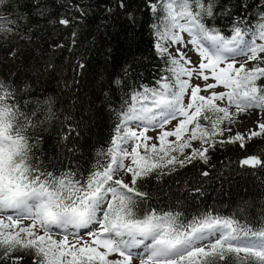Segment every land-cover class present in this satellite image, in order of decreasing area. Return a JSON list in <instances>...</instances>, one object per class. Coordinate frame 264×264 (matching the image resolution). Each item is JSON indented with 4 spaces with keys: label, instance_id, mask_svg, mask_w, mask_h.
I'll use <instances>...</instances> for the list:
<instances>
[{
    "label": "snow or ice",
    "instance_id": "snow-or-ice-1",
    "mask_svg": "<svg viewBox=\"0 0 264 264\" xmlns=\"http://www.w3.org/2000/svg\"><path fill=\"white\" fill-rule=\"evenodd\" d=\"M95 7L105 28L120 23L130 39L148 17L163 69L143 83L133 57L119 76L95 73L99 92L91 103L100 101L96 113L107 109L114 124L108 146L84 175L80 141L92 108L77 119L61 110L69 103L62 94L41 98L32 86L43 87L44 77L55 74L58 52L78 45L80 29L96 15L93 5L0 0V49L7 44L12 60L35 61L25 74L31 83L19 75L0 78V264H264V208L251 219L209 210L184 222L182 212L153 207L143 190L149 178L197 163L214 169L217 150H243L264 137V0H256L255 15L247 0H98ZM57 26L69 30L64 43L52 39ZM97 55L105 69L114 63L111 48L98 46ZM90 68L80 55L75 85ZM120 90L124 97L114 108ZM242 115L254 116V127L233 132ZM54 123L46 151L44 133ZM239 166L264 170V149L245 154ZM191 191L203 195L200 187Z\"/></svg>",
    "mask_w": 264,
    "mask_h": 264
},
{
    "label": "trees",
    "instance_id": "trees-1",
    "mask_svg": "<svg viewBox=\"0 0 264 264\" xmlns=\"http://www.w3.org/2000/svg\"><path fill=\"white\" fill-rule=\"evenodd\" d=\"M70 3L71 0H68ZM81 3L93 5L96 15L87 20L86 27L80 29L82 35L78 38V45L71 52L61 50L55 55L56 64L55 74L45 76V84L41 87L39 81L32 86L33 90L40 89L38 95L43 98L44 93H59L63 95L68 104H61V110L69 108L70 114L77 119L88 117L89 108H92V119L87 121L88 127L82 133L81 144L83 151L82 159L79 161L80 171L87 175V171L94 167L97 162V153L108 146L111 139L114 120L110 117L107 109L96 113L95 108L99 107L100 101H96L95 107L92 101L96 100V93L99 88L93 83L94 75L97 71L105 72L102 79H107L108 73L120 75L121 65L132 62L133 57L140 64V70L143 73V83H151L159 76L155 69H163V62L159 60L153 52L151 42L153 37L150 35L148 25L152 22L148 17H143L147 23L138 27L135 38L130 39L127 31L121 27L120 23L109 21L112 27L105 28L106 23L103 19L104 13L95 7L98 0H80ZM238 3V0H232ZM250 5V11L255 15L259 10L255 7L256 0H247ZM239 14V9H234ZM220 23L219 20L216 21ZM130 31V30H128ZM52 39L64 43L69 39V30L56 27ZM108 47L112 49L114 63L108 65L107 69L97 55V48ZM9 45L5 44L4 49H0V78L8 77L9 80H16L17 75L21 81L27 80L31 83L26 73H30L31 65L35 61H26L23 57L19 60H12L6 51ZM48 55H51L49 52ZM80 55L85 56V62L91 63L89 74L84 75L79 86L74 84L76 77L74 72L75 63ZM35 75V73H31ZM141 81H130V83ZM68 87H65V85ZM23 86V83L20 85ZM107 91V90H106ZM124 91L115 93L114 108L118 107L120 100L116 97H124ZM28 98V97H26ZM68 114V113H65ZM58 125L53 126L44 133L46 137L45 150L51 148L54 143ZM264 149V137L254 138L248 142L245 149H240L237 145H227L223 150H217L212 158L214 169L208 168L200 163L195 166H187L179 169L171 176H164L162 180H156L154 177L145 181L143 190L149 191L153 199L149 202L153 207L157 205L164 211H177L183 213V221L188 222L193 217L199 216L209 210L212 213L221 216H234L239 219L256 218L264 208V195L256 196L251 193H264V170L261 169H242L239 166V160L245 154H254ZM103 163V159H101ZM209 170V177H202L200 173ZM200 187L203 190L202 196H197L191 190ZM243 222V221H242ZM28 264H31L30 260Z\"/></svg>",
    "mask_w": 264,
    "mask_h": 264
},
{
    "label": "rangeland",
    "instance_id": "rangeland-1",
    "mask_svg": "<svg viewBox=\"0 0 264 264\" xmlns=\"http://www.w3.org/2000/svg\"><path fill=\"white\" fill-rule=\"evenodd\" d=\"M190 55L192 56V58H193L194 61L198 59V57L194 53H190ZM194 82H196V81H194ZM219 90H222V89H219ZM202 94H206V93H202ZM240 120L242 121V123H240L236 127H234L233 128V132H235V131H241V132H243L246 129H249V128H253L254 127V124H253V122L255 120V117L254 116L251 119H248L246 116H243L242 115L240 117ZM173 124H175V121H173ZM168 127L171 128L172 126L169 125ZM156 131H158V130H156ZM148 135L154 136L155 135V131L152 130V129H150ZM226 135H227V133H226ZM170 139H174V138H170ZM149 143H151V141Z\"/></svg>",
    "mask_w": 264,
    "mask_h": 264
}]
</instances>
